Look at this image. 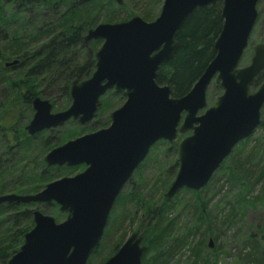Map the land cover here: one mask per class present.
Here are the masks:
<instances>
[{
    "label": "water",
    "instance_id": "obj_1",
    "mask_svg": "<svg viewBox=\"0 0 264 264\" xmlns=\"http://www.w3.org/2000/svg\"><path fill=\"white\" fill-rule=\"evenodd\" d=\"M216 1L163 0L153 20L134 15L100 22L86 31L84 39L101 41L91 75L72 81L65 109L52 112L49 99L35 96L25 131L34 136L69 120L89 123L100 98L111 89L122 90L124 102L111 111L106 127L68 139L44 155L47 165H84L81 171L52 180L35 193L0 195V204L52 203L65 214L57 221L34 208L33 226L6 264H86L117 195L156 142L178 141V169L165 193L171 198L182 188L205 187L238 142L259 126L264 80L255 91L250 87L264 71V41L254 46L247 65L239 66L257 21L259 0H221L223 23L213 43L215 54L187 93L173 97L169 85L156 82L158 68L179 46L176 35L182 23L196 8ZM213 81L221 94L207 106ZM208 247H213L211 238ZM146 249L141 235L132 232L101 264H143Z\"/></svg>",
    "mask_w": 264,
    "mask_h": 264
},
{
    "label": "trees",
    "instance_id": "obj_2",
    "mask_svg": "<svg viewBox=\"0 0 264 264\" xmlns=\"http://www.w3.org/2000/svg\"><path fill=\"white\" fill-rule=\"evenodd\" d=\"M114 3H116L114 0H91L83 4H79L77 0H0V76L14 72L11 77H0V85L5 83L9 89L14 90L16 104L24 105L32 112V99L35 96L44 98L47 96L46 98L52 100L53 107L54 99L50 97L59 93L65 98V104L61 107L65 109L69 105V88L72 81L83 80L91 75L95 67L94 55L101 44L100 40L84 39L86 31L96 24L97 14L101 8L105 10V21H114L112 13L115 8ZM124 6L125 4H122V7ZM221 6V0H218L213 4L196 8L179 28L176 35L179 46L173 56L160 65L156 76L158 84L169 85L171 96L179 97L187 93L213 58L215 54L213 43L223 23ZM144 11L141 17L147 21L151 20V17H148L150 9ZM127 18L128 16H125L121 20ZM10 57L13 58L12 60L17 59L18 62L16 65L6 67L5 63ZM263 80L264 71L254 79L251 87H258ZM212 83L214 91H221L217 83L214 81ZM111 98L116 101L124 100L125 95L119 89L108 90L99 100L96 116L89 123L91 127L98 122L97 119L101 114H106L107 122L98 127L107 125L110 112L117 107V103L114 105ZM16 104L13 108L12 106L0 107V195L10 192L35 193L46 183L58 178V171L61 173L67 170L64 166H50L45 163V153L58 143L53 144L50 133L45 130L34 136L28 135L24 129L27 122H20L21 111L18 112ZM259 126L264 131L263 122H260ZM78 127L70 134L61 135L58 140L59 144L84 131H90V128L79 127L78 129ZM182 137L183 135H179V138ZM249 139L246 137L239 141L219 166L220 169L228 168L227 174L233 179L236 178L235 169L242 168L240 160L234 156L242 151ZM177 145L178 141L170 143L160 140L156 142L134 170L125 186L131 184L133 176L142 179V176L139 178L142 173L141 167L156 156L155 151H158L160 147L165 148V153L176 156L172 166L177 167ZM256 149L258 147L254 145L250 152L253 153ZM82 168L81 165L73 167L76 170ZM262 178L264 192V168L252 185ZM172 180L173 178L168 184ZM210 180L205 187L197 191L181 189L194 196V207L197 211L196 216L185 222L183 228L174 226L176 216L172 217L169 213V209L173 208L172 204L177 193L170 202L167 199L173 197H165L160 207L154 208L156 211L153 213L157 214V217L145 227L143 235V243L147 245L142 256L143 264H169L175 252L186 246L184 244L188 238L191 241L187 243L186 248L194 263L216 264V261L211 262L204 253L205 248L212 249L208 247L209 238H216V235L212 233L210 214L206 210L209 199L205 200L206 198L200 194L202 189H208L206 187L209 186ZM122 190L111 208L101 240L86 264H91L92 255L102 251L107 252L101 260L105 261L116 251L115 247L121 243L123 235H120L118 239L114 236L124 222L126 212L119 213L118 209L129 201L141 204L142 199L137 193L132 192L126 197L123 193L121 194ZM240 201L248 202L245 196H241ZM152 205V202L147 203L145 210L148 213ZM37 206L39 205L36 203L0 204V264H6L8 258L21 245L24 234L33 226L32 210ZM52 207L55 219L57 221L63 219L65 215L58 210V206L52 204ZM229 215L227 214L224 218V223L231 221ZM202 228L206 230L203 233L205 237L193 241L195 235L201 234ZM206 237H208L207 241ZM252 247L254 251L256 245L253 244ZM210 251L216 252L217 247ZM261 251H264V247ZM251 253L248 252L247 255ZM260 264H264V260Z\"/></svg>",
    "mask_w": 264,
    "mask_h": 264
},
{
    "label": "rangeland",
    "instance_id": "obj_3",
    "mask_svg": "<svg viewBox=\"0 0 264 264\" xmlns=\"http://www.w3.org/2000/svg\"><path fill=\"white\" fill-rule=\"evenodd\" d=\"M162 3L163 0H123L121 4L114 3L115 8H113L112 13L115 19L111 22L121 21V19L125 16H128V18L134 15L141 17L142 15H144L143 13H145V9H150L148 17H151V20H153L158 15ZM122 4H125V6L122 7ZM101 9L97 14L96 24L100 22H106L104 19L105 10L102 9L101 11ZM257 9V21L249 37L248 45L240 59V67L247 65L253 53L254 46L264 41V0H259ZM12 59L13 58L10 57L8 60L10 61ZM13 75L14 72H9L0 77H11ZM212 85L213 83L209 85L207 90V106L213 105L217 97L221 94V91H214ZM256 88L257 87H250V91L253 92ZM13 91L14 90L9 89V86L5 83H2L0 85L1 108H8L9 106H12L11 108H13L14 104L17 103V100L14 98L15 95L13 94ZM50 98L54 99V105L51 110L52 112L64 109L61 107L65 104L64 96L58 93L55 94V96H51ZM111 99L114 105L117 103V107H119L124 102L123 99H119L117 101L114 98ZM50 101L52 100L50 99ZM16 108L18 112L21 111L20 122H28L32 116L33 111L30 112V110L27 109V107L24 105L16 104ZM105 115L101 114V116L97 119L98 122L92 127L89 125L90 122L88 124L86 123V125H88L86 127V125H81L75 121L69 120L63 125L53 128V130L48 129L45 131L50 133L49 135L53 141V144L58 143L57 145H59L58 140H60V136L65 133L70 134V132H74L77 126L84 127L86 129L90 128V131H84L82 134L99 129L98 126L100 124H104L105 122H107V117ZM109 122L107 123V125L109 124ZM260 122H263L264 125V105L261 108L260 112ZM1 123L3 124V121H1ZM79 127L78 129H80ZM249 138L250 139L247 141L246 145L243 146L242 151L234 156L236 157V159H239L240 163L242 164V168L235 169L236 178L233 179L228 176V168L220 169L219 167L214 172L213 177L208 184L209 186L206 187L208 189L205 188L206 190L202 189L200 191V194L206 198H204L205 200L209 199L206 210L210 214L212 233L216 235L215 239L212 238V249L217 247L216 252L210 251L212 249H209L207 247L208 249L205 248L204 253H206V256L211 262L216 261V264H260V262L264 260V251H261V248L264 247V192L262 187L263 178L259 181H256V184L254 183V185H252L259 172L264 168L263 128L258 126L249 136ZM254 145H256L258 149L254 150V152L251 153L250 149H252ZM155 153L156 156L151 158L147 164L141 167L142 173L139 175V178L142 176V179H138V176H133L131 178V184L124 186L121 192V194L123 193L126 197L128 194L135 192L137 193L139 198L142 199V201L140 205H138L137 202L129 201L118 209L119 213H124V211L126 212L124 213V216H126V218L120 226L119 231L116 233V236H114L115 239H118L120 238V235H123V239H121V243L118 245V247L132 232H138L142 237L143 243L145 227L150 225V223H152L153 220L156 219L157 214L153 212L156 211V209L160 207L161 203L165 201V193L169 187L167 186V184L172 178H174L178 169V166H172L176 156L170 153H165V148L160 147V149L158 151H155ZM226 164H228V162ZM170 166L172 167L170 168ZM66 169L67 170L65 172H57L59 174L58 178L62 176H71L79 171L73 169V167H66ZM241 196H245L248 202H241ZM173 199L174 196L173 198L167 200L168 202H170V200ZM174 200L175 201L172 204L173 208L169 209V213H171L172 217L176 216L174 226L177 228H183L185 222H187L197 214V211L194 207L195 199L194 196L190 193L179 190ZM148 202L153 203L151 207L152 209L149 213L145 210ZM34 208H38L44 214L51 215L55 218L53 212L54 209L51 203L41 204ZM227 214H230L229 217L231 218V221L224 223L223 220ZM204 232H206V230L202 228L201 234L195 235L192 240L196 241L204 238ZM207 239L208 237L205 238L206 241ZM189 241H191L190 238L186 240L184 244V246H186H182L184 248H180L175 252L173 258L169 261V264H203L202 262H193V259L186 248ZM108 242L110 244V240ZM253 244L256 245L254 251L252 250ZM118 247H115L116 250L118 249ZM248 252L252 253L247 255ZM106 255L107 252L104 251L100 252L99 254L92 255L91 264H100L102 262L101 260Z\"/></svg>",
    "mask_w": 264,
    "mask_h": 264
},
{
    "label": "flooded vegetation",
    "instance_id": "obj_4",
    "mask_svg": "<svg viewBox=\"0 0 264 264\" xmlns=\"http://www.w3.org/2000/svg\"><path fill=\"white\" fill-rule=\"evenodd\" d=\"M14 60H16V59H14ZM7 62H10V61H7ZM139 165H140V164H139ZM81 166H83V168H84V165H81ZM83 168H82V169H83ZM82 169H80L79 171H81ZM79 171H78V172H79ZM132 174H133V173H132ZM131 176H132V175H131ZM131 176H130V177H131ZM130 177H129V178H130ZM129 178H128V180H129ZM128 180L126 181V183L124 184V186L127 184ZM124 186H123V187H124ZM121 190H122V189H121Z\"/></svg>",
    "mask_w": 264,
    "mask_h": 264
}]
</instances>
